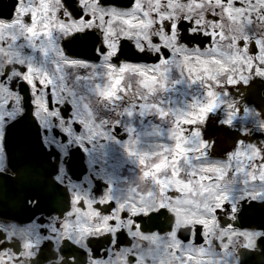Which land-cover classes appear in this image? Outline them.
<instances>
[{
    "label": "flooded vegetation",
    "instance_id": "obj_1",
    "mask_svg": "<svg viewBox=\"0 0 264 264\" xmlns=\"http://www.w3.org/2000/svg\"><path fill=\"white\" fill-rule=\"evenodd\" d=\"M261 2L0 0V264H264V227L255 225L262 214L254 205L264 202V144L257 139L264 137V113L257 105L242 115L208 118L207 109L192 115L182 101L177 109H184L173 123L178 134L200 140L199 146L176 148L170 145L175 132L168 131V140L161 137L152 154L142 157L143 162L155 157L158 165L171 162L179 181L192 174L207 184L209 176L229 198L135 194L127 181L132 162L120 161L126 126L121 122L109 137L99 138L95 124L105 119L90 109L99 101H90L91 76L113 66L125 74L129 65H140L147 71L142 75L154 76L167 64L174 82L176 65L192 55V48L200 49L191 46L190 36L210 35L209 47L219 41L254 44L250 71L257 75L258 55L264 64V43L255 45L261 32L254 29L263 25ZM238 19L249 22L243 35L230 32ZM121 47L148 61L122 59ZM26 106L41 127L44 149L36 159H47L57 184L10 165L8 147L16 146L7 127ZM225 128L237 130L238 140ZM217 139L224 146H211ZM209 154L222 161L208 162ZM179 156L183 164L175 163ZM71 160L84 167L80 178L68 171ZM215 164L218 174L203 169ZM38 198L59 202L39 210ZM12 207L19 209L17 217L5 211Z\"/></svg>",
    "mask_w": 264,
    "mask_h": 264
},
{
    "label": "rangeland",
    "instance_id": "obj_2",
    "mask_svg": "<svg viewBox=\"0 0 264 264\" xmlns=\"http://www.w3.org/2000/svg\"><path fill=\"white\" fill-rule=\"evenodd\" d=\"M261 3L263 7L264 0ZM248 20L247 18L246 21ZM238 22V26L232 27L230 32L234 33L236 30L238 34L243 35L249 22L245 23L240 19ZM262 23V26L254 25L255 33L261 32L260 40L255 41L257 47L264 43V30H261L264 28V18ZM253 47L254 44L250 43L242 45L241 42L219 41L214 44V49H209L201 55L192 54L184 63L177 64L173 75L174 82L168 73L167 64L158 66L160 78L157 80L153 79L152 74L142 75L141 71L146 70L140 65H129L125 74L122 73V68H112L110 72L91 76L94 97H91L90 101L95 97V100L99 101L96 100V105L90 109L97 117L105 119L95 124V133L99 138L109 137L113 126L121 122L126 126L128 137L122 145L124 154L120 161L132 162L131 167L127 169V181L135 194L150 198H229L227 194L219 193L216 183L211 182L209 176L206 178L207 184L203 183L204 177L200 176L195 180L192 174L190 180L179 181L178 169L171 162L158 165L155 157L149 156L145 162L142 157L151 155L160 138L169 135L168 131L175 132L170 145L176 148L187 150L199 146L200 140L197 143L195 139L187 137L188 135L185 137L177 133L179 129L173 120L179 110L184 109H177L180 100L190 105L188 112L192 115L199 109L211 112L222 110L223 107L228 108L227 105H233L235 109V112L230 111L229 114L242 113L244 108L247 109L244 100L246 96L241 94L238 99L235 97L236 91L241 87L238 84L247 85L253 75L254 71H250L253 70ZM257 63V75L264 78V64H260L259 55ZM132 68L137 71H130ZM173 100L175 101L172 102ZM185 109L187 112V107ZM157 123L160 127L163 126V131L155 126ZM140 135L147 139L139 138ZM215 142L220 141H214L213 146ZM180 162L183 164V156L176 157L175 163ZM203 169L218 174L220 167L215 164Z\"/></svg>",
    "mask_w": 264,
    "mask_h": 264
},
{
    "label": "water",
    "instance_id": "obj_3",
    "mask_svg": "<svg viewBox=\"0 0 264 264\" xmlns=\"http://www.w3.org/2000/svg\"><path fill=\"white\" fill-rule=\"evenodd\" d=\"M252 98L264 104V82L259 84L253 91ZM11 130L17 133L15 139L28 141L37 137L36 133H38L39 127L33 116L27 113L12 125ZM23 153L27 155L30 150H25ZM71 171H74V169H71Z\"/></svg>",
    "mask_w": 264,
    "mask_h": 264
},
{
    "label": "bare ground",
    "instance_id": "obj_4",
    "mask_svg": "<svg viewBox=\"0 0 264 264\" xmlns=\"http://www.w3.org/2000/svg\"><path fill=\"white\" fill-rule=\"evenodd\" d=\"M248 90H249V87L243 88V91H244L245 94H247Z\"/></svg>",
    "mask_w": 264,
    "mask_h": 264
}]
</instances>
